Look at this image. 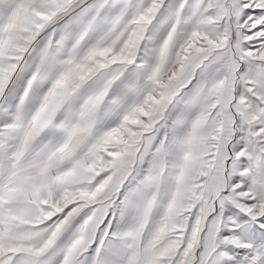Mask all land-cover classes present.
Wrapping results in <instances>:
<instances>
[{
  "label": "snow or ice",
  "instance_id": "obj_1",
  "mask_svg": "<svg viewBox=\"0 0 264 264\" xmlns=\"http://www.w3.org/2000/svg\"><path fill=\"white\" fill-rule=\"evenodd\" d=\"M0 264H264V0H0Z\"/></svg>",
  "mask_w": 264,
  "mask_h": 264
}]
</instances>
